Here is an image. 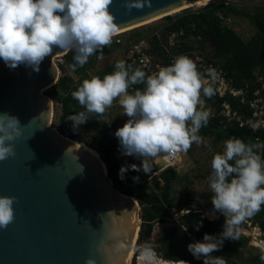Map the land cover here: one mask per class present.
<instances>
[{"label": "clouds", "instance_id": "clouds-1", "mask_svg": "<svg viewBox=\"0 0 264 264\" xmlns=\"http://www.w3.org/2000/svg\"><path fill=\"white\" fill-rule=\"evenodd\" d=\"M112 3L113 0H0V59L10 69L24 64L35 72H39L42 61L54 48L74 50L73 69L83 67L97 51L101 53L97 58L102 59L103 49L120 31L116 16L110 11ZM124 3L129 11L152 5L151 0ZM217 76L214 68L201 73L187 55L175 57L171 65L161 66L150 75L120 60L115 70L103 78L92 75L83 80L72 96L85 111L68 119L75 131L89 118L103 116L118 101L122 114L129 118L115 133L122 154L142 158L141 165L122 166L121 178L129 167L148 174L152 171L150 159L186 153L193 143L203 142L199 130L208 124L211 113L201 97L215 94ZM138 84L144 87L130 93L129 89ZM21 129L18 117L0 113V161L15 155L12 142L21 135ZM262 148L264 144L259 142L229 138L224 141L223 150L213 155L208 187L213 193V211L222 213L225 223L219 237L205 233L203 240L189 243L188 251L197 259L203 257L204 264H227L223 256L212 253L219 251L225 240H238L241 224L264 206V158L258 154ZM133 179L138 181L139 177ZM15 200L0 195V228H7L14 221ZM201 226L202 222L198 223L196 230ZM125 247L120 243L116 250ZM259 250L264 261V244L259 245ZM137 251L145 264L155 263L151 243L145 242ZM86 264H97V259L89 256Z\"/></svg>", "mask_w": 264, "mask_h": 264}, {"label": "water", "instance_id": "water-1", "mask_svg": "<svg viewBox=\"0 0 264 264\" xmlns=\"http://www.w3.org/2000/svg\"><path fill=\"white\" fill-rule=\"evenodd\" d=\"M196 1L151 0V7L129 11L124 0H113L110 11L122 31ZM69 51L54 48L39 72L24 64L10 69L0 59V113L18 117L22 126L12 142L15 155L0 161V195L16 198L14 221L0 228V264H86L89 256L97 264H128L137 245L139 200L115 187L94 147L51 125L54 103L44 93L60 79L54 59ZM206 219L197 211L185 221L195 229ZM120 243L126 247L117 251Z\"/></svg>", "mask_w": 264, "mask_h": 264}, {"label": "trees", "instance_id": "trees-1", "mask_svg": "<svg viewBox=\"0 0 264 264\" xmlns=\"http://www.w3.org/2000/svg\"><path fill=\"white\" fill-rule=\"evenodd\" d=\"M237 16L248 18L257 30L256 35L248 41L244 40L239 33L225 24L226 19ZM168 17L171 19V16ZM182 33L186 38L190 36L198 38V42L203 46L211 45L214 49L211 59L216 60L217 63L222 65L236 88L247 91L248 98H255L257 91H261L264 97L263 84L261 81H258L259 75L256 74V70H259L260 74H264V12H257L256 14L240 12L233 1L215 0L198 11H185L182 15L168 23L163 30V34L166 36ZM142 38V34L137 33L130 39L140 42ZM150 44L151 47L148 52L157 57H162L166 63L169 62L170 57L162 47L157 35L152 37ZM118 47L119 44L117 43L113 44L112 47L106 46L103 49V57H109ZM192 50V45L187 43H183L176 49L178 54H185ZM74 55V50H70L69 53L64 56V64L60 65L62 75L58 83L53 88L46 91L45 94L62 106L61 120L58 126L60 132L79 142H86L90 136L89 132L84 129H77L74 131L73 127L69 125L68 118L71 113H73V110L77 108L85 110L79 102L73 98L72 93L78 89L84 79L91 78L88 69L94 68L98 59L97 57L100 56L101 53L97 51L96 54L89 57L88 62L83 67L78 66L75 69L72 68ZM187 56L189 57L190 55L188 54ZM127 64L138 67L132 59H128ZM114 70L115 65H108L95 75L103 78L105 74L111 73ZM72 74L81 76L78 82H75V77ZM143 87V84L134 85L129 89V92L131 93L136 88L142 89ZM215 96L217 99L215 102L217 106L216 114L210 115L208 124L201 127L199 135L215 136L219 141L224 138H241L246 143L259 142L264 144V129L255 131L250 124L240 126V122L235 120L229 122L227 117L220 113L222 103L228 100L231 103L232 110L236 111L243 119H247L252 114L248 101L242 102L240 98L219 97L218 93H215ZM111 133L112 130L106 127L104 135H95L94 141L88 144L101 151V148L96 145V143H100L99 146L103 148V158L108 167V174L113 179L115 187L123 193L136 197L140 205L143 206V224L138 245L140 246L145 242H149L152 244L153 249H155V242L153 240V228L155 223L173 222L175 219L174 212L172 211V208L175 207V201L171 195V183L178 179L179 173L174 166H170L163 170L159 178L165 181L164 186L161 187L159 180H155V186L162 190L160 192H156L152 183L147 179V176L140 171L136 172V177H139L138 181L124 174L123 178H121L120 169L123 165L116 162L114 156L111 154V148L106 144V138ZM258 154L264 158V148L259 149ZM157 168V165L153 164L152 171L148 174H152ZM190 202L191 200L189 199L185 204H189ZM211 207H213V205ZM186 216H183L184 222ZM248 220L255 221L264 232V206H262L260 212ZM224 223L225 221L223 219H206L202 221V226L199 227V230H195V237L199 240H203L205 233L218 236L223 231ZM175 229L177 230L178 227L176 226L174 230ZM168 235H171V233ZM248 241L249 238L242 234L238 240L227 239L219 249L220 252H213L212 255L223 256L227 264H242L241 261L235 257L237 251H240L242 247L246 246ZM162 250L163 248L160 247V251ZM167 256L168 260H173L169 254H167ZM176 260H186L193 264H204L203 257L197 259L192 253H189L184 258L180 257ZM250 261L251 264H264V261L260 259V253L253 255Z\"/></svg>", "mask_w": 264, "mask_h": 264}, {"label": "rangeland", "instance_id": "rangeland-1", "mask_svg": "<svg viewBox=\"0 0 264 264\" xmlns=\"http://www.w3.org/2000/svg\"><path fill=\"white\" fill-rule=\"evenodd\" d=\"M215 1V0H214ZM233 1L240 12H246L251 14H256L257 12H264V0H231ZM201 6H193L183 11H180L176 14L171 15V19L168 17L160 18L141 26L139 28L129 30L126 33H122L120 35H116L113 37V41L111 45L108 47H112L113 44H119V47L113 52L109 57H103L102 59H97L94 68H89L88 73L90 76L95 75L97 72H100L106 66H113L117 61L123 60L128 63V59L132 57V51L134 47L137 46L140 42H136L135 40H131L130 38L137 34L141 33L143 38L141 41H145L146 45L150 49V41L154 35H157L160 39L162 47L170 52L169 55H178L176 49H178L183 43L191 44L193 47L192 51L195 52H203L208 58H212L214 49L211 45L203 46L198 42V38L194 36L184 37L182 34H171L165 35L163 34L164 27L173 21L176 17L182 15L187 10L198 11ZM225 24L234 29L239 35L243 37L244 40L248 41L252 37H254L257 33L256 28L251 24L248 18L237 16L231 17L225 20ZM140 41V40H139ZM55 63L59 61V59H54ZM71 73V72H70ZM256 74L259 75L258 81H261L264 88V74H260L259 70H256ZM62 75V71L60 77ZM75 82H78L81 76H75ZM233 82V81H232ZM261 93V91H260ZM45 94V93H44ZM47 96V95H46ZM49 97V96H48ZM51 98V97H49ZM53 99V98H52ZM204 101V107L206 110L210 111L212 114L217 110V106L215 102L217 101L216 97L202 98ZM54 103V115L51 122V125L58 129L60 124V116L62 114V106L55 102ZM85 110L81 108H77L73 110L70 116L83 112ZM123 109L119 106L118 101H115L113 106L109 108L106 113L101 117H91L88 121L78 127V129L87 130L90 134L88 139L86 140L85 145H90L94 141V136H102L106 132V127L112 130V133L106 138V144L109 148H111V154L114 156L116 162H119L123 166H130L132 164L141 165L142 158H138L134 155H124L122 154V149L120 146V142L116 137V130L122 127L126 121L129 119L126 115L122 114ZM69 116V117H70ZM69 125L73 127V122L69 120ZM202 143L196 144L193 143L191 148L186 153L180 154V163L175 165L174 167L177 169L179 173L178 179L172 181L171 183V195L175 201V207L172 208L174 212L175 219L173 222H157L153 228V240L155 242L154 251V264H174L173 260L177 261L178 258H184L190 252L188 251L189 243L194 242L193 239H197L195 237V229H192L188 226L187 231L184 230V218L183 212L184 210H191L192 212L202 211L207 214L212 220L223 219L225 221L224 215L220 212H214L212 204V195L208 187L207 177L211 174V160L213 155L216 152H220L223 150L224 141L229 138H224L219 141L215 136H202ZM96 145L101 148V151L95 150L94 152L100 153L103 158V148L100 143H96ZM93 149V148H92ZM163 155L156 160H149L151 165L156 164L157 169L152 174H145L142 170L140 171L142 174L147 176V179L150 183H152L156 192L162 191L161 188L155 186V180H159L160 186L163 187L165 181L159 178L160 173L163 171L162 163H163ZM104 160V158H103ZM105 161V160H104ZM137 171L132 170L130 167L123 174L127 177L133 178L136 177ZM191 200L189 204H185L187 200ZM141 206V205H140ZM143 206H141V213H143ZM140 217V216H139ZM138 217V219H139ZM254 222V221H251ZM141 223V222H140ZM143 224V218H142ZM141 224V229H142ZM178 229L174 230L175 227ZM140 229V231H141ZM172 229V230H171ZM241 234L245 235L249 238L247 245L242 247L240 251H237L236 259L241 261L242 264H251L250 258L253 255L260 253L259 245L264 242V232L261 230L259 225L256 223L254 225H244L240 226ZM257 231V232H256ZM171 233V235H168ZM240 234V235H241ZM140 237V235H139ZM219 237V235L217 236ZM139 238L137 240L136 248L133 247V254L131 257L130 264H140L137 260L138 254H140L137 249L139 247ZM142 245V244H141ZM160 247L163 248L160 251ZM157 252V253H156ZM215 253H219V251H214ZM135 254V257H134ZM173 260H168V256ZM164 256L159 260V257ZM167 256V257H166ZM145 263V262H142Z\"/></svg>", "mask_w": 264, "mask_h": 264}, {"label": "built area", "instance_id": "built-area-1", "mask_svg": "<svg viewBox=\"0 0 264 264\" xmlns=\"http://www.w3.org/2000/svg\"><path fill=\"white\" fill-rule=\"evenodd\" d=\"M148 50L149 48L146 45V42L140 41V43L134 47L131 57L135 65L140 67L148 75L152 74L155 71H158V68L161 66L171 65L175 57L188 54L190 55L189 57L193 59V61L197 64V67L201 73H205V70L208 68H214L218 74L217 79L213 85V87L215 88V93H218L219 97L240 98L242 102L248 101L250 110L252 111V114L247 119H243L238 115L236 111L232 110L231 103L226 100L224 103H222V109L220 113L227 117L229 122H232L233 120L238 121L240 122V126H243L244 124H250L255 131L264 129V97L262 96L260 91L255 94V98H248L247 91L244 89L236 88L233 85L232 80L228 77L226 71L223 69L222 65L220 63H217L216 60L208 58L203 52L189 51L185 54L169 55L170 52L166 50L167 54L170 57L169 62L166 63L162 57H157L154 54L148 52ZM58 59L59 65L64 64L63 57H60ZM214 97H216L215 94L208 98ZM201 98H206V96H202ZM215 114L216 111L212 113V115ZM253 125H255V128L253 127ZM162 157L163 170L180 163L179 153L172 157ZM189 213H191V210H184L182 215ZM185 226L186 224L184 225V227ZM193 240L196 241V239ZM136 256L138 262H142V256L140 254Z\"/></svg>", "mask_w": 264, "mask_h": 264}, {"label": "bare ground", "instance_id": "bare-ground-1", "mask_svg": "<svg viewBox=\"0 0 264 264\" xmlns=\"http://www.w3.org/2000/svg\"><path fill=\"white\" fill-rule=\"evenodd\" d=\"M211 1H212V0H200V1H196V2H193V3H191V4L185 5V6L179 8V9L173 11V12H170V13L167 14V15H168V16H171L172 14H176V13H178V12H180V11H183V10L188 9V8H190V7H193V6H204V5L208 4V3L211 2ZM167 15H163V16H160V17L154 18V19L149 20V21H147V22H145V23H143V24H140V25L135 26L134 28H130V29H125V30L119 31V33H118L117 35H120V34H122V33H126V32L129 31V30H133V29L139 28V27H141V26H144V25H146V24H149V23H151V22H154L155 20H158V19H160V18H166ZM82 146H85L87 149H90L89 146H86V145H84V144H83ZM91 150L94 151V149H92V148H91ZM96 154H97V156L100 155V153H98V152H97ZM105 163H106V162H105ZM106 166H107V164H106ZM138 220H139V219H138ZM137 223H138V221H137ZM256 232H257V231H256ZM136 241H137V236L135 237L134 242H136ZM262 243L264 244L263 241H262ZM133 250H134V249H133V247H132V249H131V251H130L129 263H128V264L131 263V257H132V254H133ZM162 258H163V257H162ZM141 259H142V262H144V259H143L142 257H141ZM142 262H140V264H143ZM185 262H187V264H192L191 262L186 261V260H181V261L176 262V263H174V264H185ZM163 264H164V263H163ZM170 264H171V263H170Z\"/></svg>", "mask_w": 264, "mask_h": 264}, {"label": "flooded vegetation", "instance_id": "flooded-vegetation-1", "mask_svg": "<svg viewBox=\"0 0 264 264\" xmlns=\"http://www.w3.org/2000/svg\"><path fill=\"white\" fill-rule=\"evenodd\" d=\"M188 215V214H187Z\"/></svg>", "mask_w": 264, "mask_h": 264}]
</instances>
